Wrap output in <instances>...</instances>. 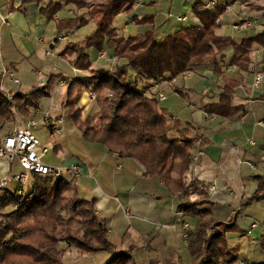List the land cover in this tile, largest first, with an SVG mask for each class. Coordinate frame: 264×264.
<instances>
[{"label": "trees", "instance_id": "obj_1", "mask_svg": "<svg viewBox=\"0 0 264 264\" xmlns=\"http://www.w3.org/2000/svg\"><path fill=\"white\" fill-rule=\"evenodd\" d=\"M44 1L47 4L41 8V15L55 21L58 42L67 34L92 24L83 46L72 43L63 53L64 56L75 54L71 60L74 66L89 71L92 55L98 56L103 51L118 59L115 69L101 67L68 87L63 105L81 137L90 144L101 145L111 154H118L121 159L136 161L143 168L144 177L158 178L178 201L177 209L182 215L197 219L186 231L191 264L236 263L238 251L228 242L235 225L217 222L207 184L189 182L196 128L173 120L159 99V91L160 83H172L190 72L211 69L223 85L218 101L206 105L205 113L230 119L240 111L246 112L244 105L234 104L240 82L226 75L221 55H227L226 51L232 49L230 65L239 72H249L253 50L256 47L264 50V27L252 35L243 29L247 36L241 39L219 35L224 6L204 9L198 3L194 8L199 23L159 42L153 17L142 20L134 17L136 24L151 26L142 35L123 36L115 26L117 17L132 14L139 0H23V4ZM87 2L92 5L88 7ZM59 5L73 6L78 14L56 19ZM54 80L53 77L48 83ZM48 89V84H44V88L39 86L26 94L17 93L11 105L0 75V128L9 130L16 114L24 119L34 117L32 112L41 106L44 98L50 97ZM86 90L96 95L99 111L94 117H84L79 105ZM31 176V190L26 192L25 187L23 195L18 194V186L15 191L10 187L0 190V264H65V252L56 243L67 226L74 228L67 234V240L74 242L81 254H110L107 264H142L137 259L141 251L138 247L118 253L117 245L109 239L106 224L97 215L94 200L77 199L82 222L79 217L78 221H67L61 216L71 203L72 181L64 176L61 179L41 174ZM256 178L258 189L242 209L264 201V173ZM259 245L264 254V241ZM163 264L182 262L170 260Z\"/></svg>", "mask_w": 264, "mask_h": 264}, {"label": "crops", "instance_id": "obj_2", "mask_svg": "<svg viewBox=\"0 0 264 264\" xmlns=\"http://www.w3.org/2000/svg\"><path fill=\"white\" fill-rule=\"evenodd\" d=\"M232 1L200 0L199 4L204 9H210L207 8L210 2L222 7ZM46 4V1L41 4H23V0H0V75L4 92L12 95L26 94L35 87L44 88V84H48L50 97L44 98L39 108L42 115L48 114L50 121L46 123L41 120L42 115L39 116L36 135L43 128L52 137H64L55 144V154L60 160L56 165L65 169L64 177L69 181L73 180V175L67 169L78 166L80 176L75 180L76 194L79 199L95 201L97 215L106 224L109 239L117 245L118 253L131 247L141 250L151 247L153 250L152 257L149 253L150 259L160 264L170 260L181 261L182 264L191 261L189 252L185 253L188 251V240L184 238L185 249L183 224L186 223L191 228L197 219L187 218L179 212L178 201L158 178L144 177V170L136 161L121 159L118 154L109 153L101 145L90 144L75 131L72 138H68L70 135L65 137L67 131L72 133L67 121L70 118L63 105L70 85L60 87L58 82L64 75L73 78L77 76V81L84 80L87 75H76L73 72L76 66L72 64V58L69 55L64 56L63 53L69 46L70 38L79 32L83 34L84 40L92 24L73 34H67L65 40L60 39L58 42L55 21H48L40 12ZM195 5L187 0H139L132 14H121L117 17L115 26L120 32L123 29V36L142 35L151 26L136 24L134 17L140 20L153 17L157 39H167L199 23ZM63 14L64 11L59 10L56 19L73 18L62 16ZM227 15L228 13L224 14L217 32L222 36H229L223 31L226 28L224 19ZM247 16L248 11L240 7L238 14L230 15L229 18L234 25ZM178 18L186 20L179 21ZM237 32L243 36H235L238 37L236 39L247 36L244 30ZM80 42L81 40L76 43ZM63 44L66 45L64 50ZM47 52L50 54L47 55ZM103 52L114 57L107 51ZM226 54L231 61L233 50H227ZM98 56L92 55V64L101 66L109 62L107 64L110 65L101 67L115 69L114 61L100 62ZM233 68V76L236 75L233 78L240 82L235 90L234 104L244 105L246 112L240 111L230 119L210 116L204 111L206 105L218 101L223 85L211 69L190 72L172 83H160V91L166 96L162 104L167 107L174 120L180 121L186 127L192 125L196 128L189 182L201 181L207 184L210 200L215 205L217 222L235 225L236 228L228 236V242H232V246H229L238 251V261L261 264L264 254L259 249V243L264 241V201L253 202L245 209H242V205L257 191L259 183L256 177L264 173V93L260 89L251 96L252 111H248L247 99L251 95L253 76L249 72H239L236 67ZM3 69L13 72L19 83L15 84L7 77L4 79ZM53 77L56 80L49 84L48 80ZM88 93L87 90L83 93L79 104L84 117H87L85 109L92 110L94 103L89 99ZM92 115L88 117H94ZM18 116L24 119L21 115ZM71 123L72 128L79 132L72 121ZM56 129H60L62 135L56 134ZM198 139L201 140L200 144L197 143ZM19 172L21 169L18 164L10 166L5 160H0V178ZM95 256L97 255L92 258Z\"/></svg>", "mask_w": 264, "mask_h": 264}, {"label": "built area", "instance_id": "obj_3", "mask_svg": "<svg viewBox=\"0 0 264 264\" xmlns=\"http://www.w3.org/2000/svg\"><path fill=\"white\" fill-rule=\"evenodd\" d=\"M194 2L195 4L200 3V0H187ZM235 5H238L237 3ZM207 8L213 9L216 7H220L216 5L214 2H210L207 4ZM230 6V5H229ZM229 6H224L228 7ZM234 6V5H232ZM223 7V8H224ZM259 19V18H258ZM179 21H185V18H178ZM254 20H257L254 18ZM254 20L252 19H241V21L237 24H234L233 30L234 31H240L243 29L249 30L254 26ZM66 38H62L61 40H65ZM50 52H47V55H49ZM222 61L224 64H226V73L228 75L233 74L234 68L230 65L229 59L227 55L222 54ZM98 60L101 61H114L117 62L116 57H110L106 53L102 52L98 56ZM98 70V69H96ZM73 72L76 75L83 74L82 70L78 68H73ZM97 72V71H96ZM2 76L5 79L6 77L9 78L12 82L15 84L19 83V80L15 78V75L13 72L3 69ZM77 81L76 77L66 76L64 75L58 82V85L60 87L67 86L74 84V82ZM176 80H173V82ZM264 81V73L259 71H254L253 73V82L251 84L250 90L251 95L247 99L248 111H252V102H251V96H253L254 93L259 91L262 87ZM156 87H158L156 85ZM89 98L91 100H96V95L89 91ZM7 95V102L11 105L13 104L14 97L12 94L8 93ZM159 99L161 102H164L166 100L165 93L163 91H159ZM35 115V118H31L28 120L22 119L20 116L15 115V121L12 125V127L9 130H0V160H5L10 166L11 164L17 163L18 166L21 169V172L14 174V175H6L2 178H0V190H5L10 186L12 182L16 183L18 185V194L23 195L24 188L27 185L29 178L32 174H41L45 176H53L55 179H61L64 176L65 169L61 166H50L45 164L42 161V157L48 154V149L43 148L42 152H37L40 141L36 135V130L38 128L39 122L38 117L42 115V111L40 108L36 109L32 112ZM42 121L49 122V116L48 114L42 115L40 117ZM56 134L61 135L62 132L60 129L55 130ZM198 144L201 143V140L198 139ZM197 157L195 158V160ZM68 173H71L73 175L72 183L75 184V180L78 176H80V171L78 166H73L67 169ZM185 235V240H188L186 231L189 230L190 226L188 224H183ZM255 226L253 225V228ZM243 264V263H241Z\"/></svg>", "mask_w": 264, "mask_h": 264}, {"label": "rangeland", "instance_id": "obj_4", "mask_svg": "<svg viewBox=\"0 0 264 264\" xmlns=\"http://www.w3.org/2000/svg\"><path fill=\"white\" fill-rule=\"evenodd\" d=\"M236 3L238 5H235ZM91 5H92L91 2H87V6L88 7L91 6ZM229 5H230L229 8L228 7L227 8L224 7L225 14L228 13V15L224 19L225 20V25H226V28L223 29L224 33L228 34L229 36H231L234 39L238 38L239 36L240 37L243 36L240 33H238L237 31L233 30V27H232L233 26V23H232L233 21L229 18L230 15H233V14L237 15L238 12H239L240 7H241V9H244L245 11H248V16H247V18L249 17L248 19H252V20H254V18L257 19V20H254L255 26L252 27L251 29L247 30L249 35L259 33V32H261L263 30V27H264L263 26L264 25V0H233L232 3L229 4ZM232 5H234V6H232ZM59 9L62 10V12L64 11V14L62 16L75 17L78 14V11L73 6H67V7L62 6ZM228 21L230 23H228ZM261 22L263 24V25L261 24L262 26L259 24ZM121 26L122 25L120 23V27ZM122 30H121V32H122ZM84 31H87V29L84 30ZM119 32H120V29H119ZM121 32H120V34H121ZM231 34H233V35H231ZM235 36H238V37H235ZM83 38H84L83 34L81 35L79 32H77V34L74 37L70 38L69 46L72 43H76L77 41H80V40H81V42L79 43V46H83V44H84L83 43L84 40H82ZM73 40L76 41V42H73ZM158 40H159V42H162V41L165 40V38H158ZM63 45H65V44H63ZM62 46H61V48H62ZM65 47H66V45L63 46L62 50H64ZM61 48L59 49V51L61 50ZM256 49H258V47H256L253 50L252 54H251L252 65H251V68L249 70V74H251L252 76H253L254 71L255 72L259 71V72L264 73V60H263L264 50L259 48L257 51H255ZM70 56H71V58L73 60L76 57L74 53H71ZM100 62H102V61H100ZM107 63H109V62H106V64H101V66L110 65V64H107ZM93 65L94 64H92V69H90L89 71L81 69L82 73H84L83 75H87L88 76L91 73V71L96 73V71H98L96 69L97 68L99 69L101 67V66H97V65L93 66ZM115 65H116V62L113 64V68H115ZM235 76L236 75L233 76V74H231L228 77L232 78V77H235ZM62 87H65V86H62ZM78 89H79V87L76 88V91H78ZM261 89L263 90L262 92L264 93V81H263ZM87 92H89V90ZM81 100H82V98H81ZM91 101H94V103H92V107H93L92 110H89V109L86 110L85 109V116H87V117H88V115H92L93 113H94V115H92V116H95L96 113H98V111H99V106H98L96 100H91ZM13 102H14V100H13ZM83 103H85V100H83ZM173 120H174V118H173ZM49 121H50V118H49ZM67 121L70 124V128H71L70 130H71L72 133H69V131H67L68 133L67 134L65 133V135H66L65 137H68L70 135L68 138L69 139L72 138L74 136L73 135V131H75L79 135L80 133L72 128L73 126H72L71 121L68 120V119H67ZM175 121H176V119H175ZM4 127H6V126H4ZM0 130H1V128H0ZM37 137H38V139H39V141L41 143V145L39 146L37 152L41 153L44 147H47V149L49 151L48 155L46 154L45 157H43V161L44 162H48L47 164L50 165V166H53V167L57 166L56 164L60 163L59 162L60 160L55 154L56 153L55 144H56V141H60L61 139H64V137H61V136L60 137L59 136L58 137L57 136L56 137H52L47 132V130L43 129V128L41 130L39 129V131L37 133ZM70 149H72V147H70ZM14 164H17V163H14ZM16 185L17 184L13 182L11 187H10V189L12 191H15L16 188H17ZM31 185H33V176H30L29 181H28V185L25 186L26 187V192L31 190V188H30ZM71 185H72V188H73L72 192H71V194L69 196V199H70L71 203H70V206L68 208H66V209H64L62 211L61 216L67 221H69V220L78 221L79 218H80V221L82 222L83 221V217L81 215H79L80 209H79V207L76 206V201L78 199V196H77L76 191H75V184L73 185V183L71 182ZM73 231H74V228H71L70 226H67L66 229L64 230V233L59 236L60 238L58 239V241L56 243L57 248L60 249V250H64V252H65V264H104V263H106L108 261L109 258H111V255L107 254V253H96V254L91 253V254H84V255L81 254L77 250L74 242L67 240V237H66L67 234L69 232H73ZM183 243H184V246H185L184 237H183ZM230 244L232 246L233 243L231 242ZM185 249H186V246H185ZM152 250L153 249L151 247H150V249L147 248L146 250H144V248H143L141 250V252L138 254V257H137L138 261L140 263H142V264H149L151 261H153L152 259H150V255H149V253L150 254L152 253L151 252ZM156 252H158V251L156 250ZM187 252L188 251H186L185 253H187ZM159 253H160V251H159ZM243 254L245 255V253H243ZM93 255H97V256L92 258ZM246 256H248V258L250 257L248 255V253H246ZM103 257H104V259H103ZM151 257H152V254H151ZM241 263L246 264V262H241V261H237L234 264H241ZM184 264H191V261L185 262Z\"/></svg>", "mask_w": 264, "mask_h": 264}]
</instances>
